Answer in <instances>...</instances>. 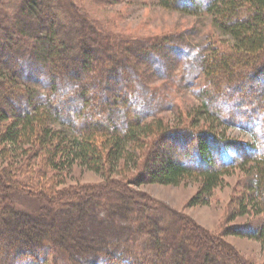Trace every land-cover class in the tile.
Wrapping results in <instances>:
<instances>
[{
	"label": "trees",
	"instance_id": "trees-1",
	"mask_svg": "<svg viewBox=\"0 0 264 264\" xmlns=\"http://www.w3.org/2000/svg\"><path fill=\"white\" fill-rule=\"evenodd\" d=\"M156 1L210 15L232 42L197 48L179 39L173 46L182 35L102 34L60 0H8L19 4L13 17L0 8V264H252L222 238L185 234L173 215L161 225L149 203L119 194L128 184L193 180L192 205L206 204L236 171L245 187L230 203L224 235L264 249V0ZM175 52L177 76L153 62ZM146 66L176 82L194 67L201 104L162 117L175 104L145 84ZM216 122L252 142L217 132ZM75 165L106 181L61 188ZM25 194L31 206L21 202L22 210L11 200ZM243 216L250 221L233 224Z\"/></svg>",
	"mask_w": 264,
	"mask_h": 264
},
{
	"label": "rangeland",
	"instance_id": "rangeland-1",
	"mask_svg": "<svg viewBox=\"0 0 264 264\" xmlns=\"http://www.w3.org/2000/svg\"><path fill=\"white\" fill-rule=\"evenodd\" d=\"M60 1L66 7L74 3L80 9L81 15L85 16L96 30L102 34H121L124 36L139 35L141 37L152 36L155 38H162V36L171 34L182 35L183 38L178 37L177 39H171L173 41V46H175L176 41L179 39L177 43L181 42L180 40H185L186 42L192 43V45L197 48H200L201 44L204 42L206 43V41L210 39L216 41H231L229 35L226 36V34H222L216 28L210 15H206V13L193 15L178 10L168 9L159 5L156 0H121L116 3H108L105 0ZM18 5L19 4L12 7V5L8 4V0H0V8L3 11L5 10L10 16L15 12H19ZM211 46H213V43H211ZM134 48L136 50L138 49L136 46H134ZM173 49H177V47H173ZM164 55H166V60L155 57L153 61L155 65L159 67H162L161 65L163 64L164 66L169 65L170 67H168L170 69L168 71L171 75L177 76V74H180L178 72H180L181 67L183 68L182 62L177 61L176 65L171 68L173 63L178 59L176 52L174 55L169 53H165ZM193 68L194 67L191 66V68L186 71V75L181 78L179 77L177 82L173 81L171 77H169L170 79L166 78L167 76L161 78L154 73V69L151 67L146 66V68H144L145 84L159 89V91H165L173 98L170 99V103H174L176 106L169 109V103H166L162 112L160 111L162 117L173 120L176 114H178V111L185 114L186 111L201 104V100L196 91V89H198L197 80L193 78L195 75ZM121 73L123 75L125 71L121 70ZM183 79H187V81L192 79L191 81L193 82L189 85L182 81ZM214 105L217 109L221 108L218 103H214ZM215 125L217 132L225 134V136L233 140L246 143L252 142L253 140L249 133L237 127L218 124L217 122ZM53 126L56 128H63L57 122H54ZM116 177L118 178V176ZM119 178H121V176H119ZM135 178L136 176L132 177V179ZM243 178V173L241 171H236L234 174L226 176L225 184L215 190L213 197L208 199V203L206 204L192 205L196 199L200 185L193 180L184 181L177 186L158 183L141 186L128 184L127 189H120L119 194L120 197L124 199L131 198L138 203H149L153 208L150 209V215L156 216L157 218L159 217L162 220L161 225H165L168 217L173 215L185 225V234L192 235L195 238L197 235L201 236L202 234L212 235L218 238V240L222 238V240L230 244L233 249H236L239 254L249 261V263L262 264L264 261V249L259 241L238 235H224L225 227L227 226L226 216L230 203L233 199L240 197V193L244 190L245 183H241ZM105 181V177L90 171L86 167L75 165L67 178V184L61 186V188H68L71 185L76 187L86 186V188L92 189ZM28 198H30V196L25 194L21 201H16L15 197H13L11 202L14 206L23 210L24 206L22 203H25V201L31 206V203L28 202ZM40 201L43 202L41 199L38 200V202ZM17 204L21 206V208ZM163 205L172 209L175 213L172 214L168 212L165 207L162 208ZM29 209L31 210V207H29ZM36 210L37 209L33 211L32 209V213L37 214ZM43 212L45 211L43 210ZM247 217L248 216L240 217L233 224L242 225L246 223V221H250V218ZM106 225H108V223ZM244 230L251 231L250 228L247 227ZM198 252L201 259L204 252Z\"/></svg>",
	"mask_w": 264,
	"mask_h": 264
}]
</instances>
